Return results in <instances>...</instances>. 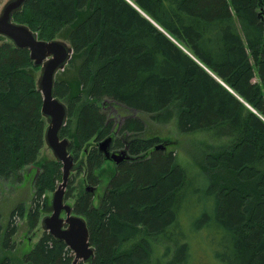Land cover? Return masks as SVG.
Returning a JSON list of instances; mask_svg holds the SVG:
<instances>
[{"label":"trees","instance_id":"1","mask_svg":"<svg viewBox=\"0 0 264 264\" xmlns=\"http://www.w3.org/2000/svg\"><path fill=\"white\" fill-rule=\"evenodd\" d=\"M14 20L46 41L72 26L70 75L56 77L55 93L69 98L62 137L74 139L77 160L83 151L81 172L95 192L108 160L92 141L117 131L137 135L114 144L127 147L130 158L117 166L99 203L84 190L74 204L90 230L93 264H164L175 247L169 264H187L206 232L221 238L222 264H264V0H28ZM39 69L29 50L0 45L6 180L39 164L45 147ZM115 106L163 124L175 120L181 134L197 136L194 153L182 162L178 153L156 150L161 137L141 136L140 119L128 117L119 128V115L107 110ZM40 165L30 209L19 205L6 230L0 213V264H13L15 217H27L35 231L43 196L62 181L61 163ZM73 260L64 242L44 232L23 262Z\"/></svg>","mask_w":264,"mask_h":264},{"label":"water","instance_id":"2","mask_svg":"<svg viewBox=\"0 0 264 264\" xmlns=\"http://www.w3.org/2000/svg\"><path fill=\"white\" fill-rule=\"evenodd\" d=\"M28 0H9L0 14V41L7 39L17 49L30 51L34 66L41 68V75L37 86L43 96L42 116L46 120L45 146L52 152L57 162L62 164V182L53 192L51 202L44 199L42 211L47 213L41 219L44 232L49 233L59 242H64L74 254L72 264H93L95 247L90 241V230L85 218L74 214V207L67 202L66 192L73 173L78 172L84 165L71 153L72 141L62 137V130L67 125L69 108L56 96V77L69 65L74 49L68 43L53 39L50 41L39 39L38 34L25 24L14 20V15L24 8ZM113 138L99 143V152L107 160L118 165L128 160L130 156L124 150L111 153ZM165 150V145H158L156 150ZM40 170H38L39 174ZM86 191L94 192L91 186ZM50 203V204H49Z\"/></svg>","mask_w":264,"mask_h":264},{"label":"rangeland","instance_id":"3","mask_svg":"<svg viewBox=\"0 0 264 264\" xmlns=\"http://www.w3.org/2000/svg\"><path fill=\"white\" fill-rule=\"evenodd\" d=\"M9 0H0V14L2 13V10L4 6L7 4ZM72 26H68L60 35L58 36L57 40L64 41L71 45V42L69 40V33L71 32ZM9 41L7 39H4L0 41V45L4 42ZM69 66V65H68ZM66 67L65 70L68 71L67 75H70V66ZM64 71H60L57 75V80H60L61 76L64 74ZM41 75V68L35 72L36 79L38 80ZM74 75V71H73ZM74 78V77H73ZM87 98V97H85ZM87 100V99H86ZM64 103L69 105L70 101L69 98L63 100ZM109 107V106H108ZM113 113H116L119 115V128L123 124L124 120L126 118H136L140 119L142 121H145L146 127L143 132H141V136L146 137L147 139H150L152 137L159 136L161 137V142L158 143V145H165L164 142H167L168 145H166V151L167 153H178L179 158L182 162L187 161V156H191V153H194L196 147L194 146L195 139H197L194 134H181L176 126V121L173 120L172 122H169L167 124L159 123L153 120V116L149 114L139 113L127 110L126 108L115 106L111 107ZM125 110L127 111L125 113ZM111 112V113H112ZM118 128V130H119ZM112 136H114V144L118 139H122L124 143L131 142V139L134 137H137V135L127 133L123 135H119V131L114 133ZM69 139L74 142V139H72L69 136ZM102 141V140H101ZM101 141H92L93 147H99V143ZM164 143V144H163ZM115 147V146H114ZM115 153H120L124 150L128 153V148L123 149H114ZM190 154H188L187 152ZM74 156H76L74 151H71ZM87 152V151H86ZM113 152V151H112ZM84 155L83 151L81 152L78 160H80L81 157ZM56 160L53 152L45 146L42 152L40 153L39 157V164L34 165V167H27L22 169L19 172H16L12 178L9 180H6L4 178L0 177V213L2 214V225L4 230L7 229L9 222L11 221V216L13 211L19 206V205H25L26 209L29 210L32 206L33 200L36 198V185L35 181L38 176V168L41 166L40 164H43L45 162H50ZM118 164L114 161L108 160L103 168L98 172L99 180L101 182L98 191H94L96 194V200L95 203L98 204L101 200V195L104 194L105 188L109 184L112 176L115 173V170L117 169ZM194 172V175L196 174L195 170H192ZM197 175L192 177L196 180ZM62 182V181H61ZM61 182L57 183V188ZM198 184L197 181H193L191 184V187L194 189V187ZM90 185L88 182H86V175L83 170L81 172V169L78 172H75L72 174L68 187H67V194L69 190L73 191V197L67 198V201L70 205L74 206L76 200L80 197V195L86 191L87 188ZM49 196V197H48ZM53 197V192L47 191L45 195L42 198L41 207L42 204H44V199L48 198L49 202H51ZM50 204V203H49ZM42 211V210H41ZM48 215L46 212L44 213L42 211L41 218ZM16 225L19 228V231L15 238H12V244L15 245V249L12 251V260L13 264H24L23 259L26 254L39 242L41 237L44 234V231L42 229L41 222L38 225V228L31 232L28 227L27 217L20 218L19 216L15 217ZM187 224V223H186ZM205 237L207 238L205 240ZM2 238H5L3 236ZM201 238V237H200ZM201 244H197L194 242L193 247V256L187 264H222L221 261L217 258V254L219 252H224L223 248H220L219 242H221V238L214 239L210 237L209 233H205L204 236H202L201 240L199 239ZM175 247V246H174ZM159 250V249H158ZM160 253L163 254V249L159 250ZM161 254V255H162ZM177 256V250L176 247L174 250H172L171 254L165 258L164 264H169L175 257Z\"/></svg>","mask_w":264,"mask_h":264},{"label":"flooded vegetation","instance_id":"4","mask_svg":"<svg viewBox=\"0 0 264 264\" xmlns=\"http://www.w3.org/2000/svg\"><path fill=\"white\" fill-rule=\"evenodd\" d=\"M113 138V137H112ZM113 146H114V138H113V141H112V144H111V147H110V151L111 153H115L114 150H113ZM98 150H99V147H97ZM113 151V152H112ZM87 153V152H86ZM102 154V153H101Z\"/></svg>","mask_w":264,"mask_h":264},{"label":"bare ground","instance_id":"5","mask_svg":"<svg viewBox=\"0 0 264 264\" xmlns=\"http://www.w3.org/2000/svg\"><path fill=\"white\" fill-rule=\"evenodd\" d=\"M49 197V196H48ZM50 200V199H49ZM68 202V201H67ZM69 203V202H68Z\"/></svg>","mask_w":264,"mask_h":264}]
</instances>
